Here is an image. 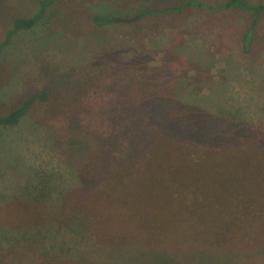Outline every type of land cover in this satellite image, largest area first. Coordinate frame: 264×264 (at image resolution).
<instances>
[{
    "label": "rangeland",
    "instance_id": "rangeland-1",
    "mask_svg": "<svg viewBox=\"0 0 264 264\" xmlns=\"http://www.w3.org/2000/svg\"><path fill=\"white\" fill-rule=\"evenodd\" d=\"M40 1L0 0V45L15 19L33 15ZM183 1L53 0L36 25L11 34L0 47V115L36 97L16 123L0 124L2 263H105L104 245L117 249V237L134 234L147 218L167 216L174 205L159 201L163 178L150 169L159 161L146 165L127 140L118 147V134L113 143L109 139L118 105L130 112L127 117H146L145 107L153 104L145 101L170 94L199 108L202 125L215 138L203 132L174 143L203 150L180 170L203 182L193 186L198 217L190 229L170 232L160 243L168 255L152 263L264 264V12L249 48L243 33L251 16L233 9L190 6L132 22L92 20ZM121 90L129 98L124 105L117 100ZM179 114L173 109L170 116L177 121ZM161 151L163 156L166 149ZM85 200V216H76L75 226L54 222L64 201ZM86 217L97 235L77 224ZM177 222L183 225L182 218ZM221 223H228L227 231ZM46 228L49 236L58 234L55 243L37 240L36 231ZM214 235L220 240L210 246ZM49 255L66 260L52 262Z\"/></svg>",
    "mask_w": 264,
    "mask_h": 264
},
{
    "label": "trees",
    "instance_id": "trees-1",
    "mask_svg": "<svg viewBox=\"0 0 264 264\" xmlns=\"http://www.w3.org/2000/svg\"><path fill=\"white\" fill-rule=\"evenodd\" d=\"M52 2L53 0H41L39 9L33 15L15 19L12 28L7 31L6 39L3 41L0 47L8 43L11 34L16 33L21 29H28L36 25L45 16L46 9ZM190 6L204 8L209 11L233 9L249 14L251 16V21L249 26L243 33V42L246 48H249L251 39L253 37V30L255 29V26L261 14L264 12V2L252 3L248 0H225L219 4L213 5L205 3L202 0H186L177 5L165 6L161 8L142 9L132 15L124 17L114 14H110L107 16L95 14L92 16V20L97 25H107L116 22H125L128 20L132 22L143 17H148L156 14H170L179 12ZM116 95L118 96L117 100L120 103H123V105L126 103V101H129L128 96L124 97V95H126L125 90H121ZM35 98L36 97L34 96L29 97L21 105L15 107L9 113L0 115V124L16 123L28 112L30 107L36 101ZM145 103L153 104V108L145 107L146 114L148 115L146 117L141 116L142 114H145V111L142 112L141 110V117L138 118L135 116L127 117L130 112L126 111L121 105L117 106L115 112L112 113L117 127H115V129L113 130L111 138L109 139V143H113L114 136L118 134V147L124 143V140H127V142H129V144L131 145V152L135 153V155H138L141 160L146 159V165H149V163L151 164L152 160H154V162L159 161L158 164L155 165V170L153 168L154 166H151L150 168L152 169V172L154 171V173H156L157 175L160 174L163 178L162 190H160V194L157 198L164 205H174L175 207L173 206L172 208L167 210V216L150 217L145 219V224L136 229L134 234L126 232L123 237H117V240H113L120 243L118 244L117 249L115 247L111 249L109 248V245H104L103 251H105L106 261L105 263H102V261L94 262L95 264H153V259H155V261L157 262L156 257H164L168 255L167 253L162 252L161 248L163 244L160 243L169 236V233L176 231V228L182 230L190 229V227L195 224V221L198 217V215L196 216L194 212L195 208L192 193H194L193 186L195 184H201L203 186V182L196 183V181H198L199 179V175L182 176V171L180 170L182 168V164L186 161L190 160L196 162L195 153L203 152V150H200V148L197 147H191L190 149L184 148L182 144L177 147L174 143L178 142V138H180V140L194 136L195 138H202L203 132H205L206 136L212 135L215 138L214 132L210 127L202 125L205 120H201L203 118V114L199 110V108H197L196 110L191 109L175 96H172L170 94L164 96L161 94L160 96H155L152 100L145 101ZM173 109H176L180 112L177 121L170 116V113ZM208 131L213 133L207 134ZM209 138L211 139V137ZM186 141L187 140H185V142ZM160 146L162 147L163 152L166 149L163 156L161 155L162 151L159 152ZM169 149H171V151ZM102 160V158H99L101 164L99 165V168L101 169L103 166L102 163H105V161ZM163 167L167 170L165 174L163 172ZM166 175H168L167 178ZM144 178L146 179V177ZM206 179L207 181L204 180V182L208 183L210 179ZM156 180H158V178H156ZM144 181L145 180H143V182ZM151 181L152 180H149V183ZM221 187L224 188L223 185H221ZM113 197H116L117 199L125 198L124 196L117 195ZM128 200H126V202H129ZM88 201L89 200H85L82 203H75V205H70L69 203L64 201L63 214L61 215V218L60 216L56 215L57 221L54 222L58 223L59 226H66L68 228L75 226V217L78 215L81 216V214L83 215V217L85 216V211L87 209V206L89 205ZM180 218L183 219V225L178 224L177 222ZM84 219L85 220H83V222L81 219V223L80 220H78L77 224L86 231L90 230L91 233L97 235L96 233H94L97 228L90 226V222H88L90 220H88L87 217ZM151 224L154 225L151 226ZM220 225H222L223 229L227 231L228 223H221ZM29 226L35 227L38 226V224ZM29 226H25L22 228H27ZM160 229H163V231L160 232ZM50 231L51 229L49 230L48 228L36 231V236H39L41 238L36 239L40 241L49 240L50 242H54V238L58 234L50 233L49 236L48 233ZM53 232L55 231L53 230ZM4 235H6L9 239L14 237V235L9 232L5 233ZM110 237L103 238V241L109 240ZM158 238L161 239L156 242ZM219 240L220 237L214 235L211 240H209V245L212 246L218 243ZM140 242L146 243V246H139L141 248H132L138 247L134 244ZM51 247L52 249L56 248L54 244H52ZM50 258L52 262L59 260L61 261V263H64V261L66 260L56 256H50ZM164 260L165 258L162 261L164 262ZM1 261L4 262V253L3 257H0V264H5ZM73 261L75 262V260Z\"/></svg>",
    "mask_w": 264,
    "mask_h": 264
}]
</instances>
